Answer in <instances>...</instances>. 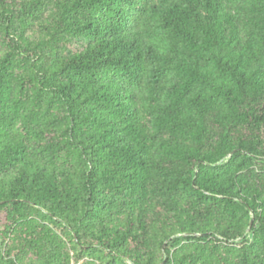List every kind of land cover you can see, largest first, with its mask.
<instances>
[{
    "label": "trees",
    "instance_id": "1",
    "mask_svg": "<svg viewBox=\"0 0 264 264\" xmlns=\"http://www.w3.org/2000/svg\"><path fill=\"white\" fill-rule=\"evenodd\" d=\"M241 9L0 0V264H264V0Z\"/></svg>",
    "mask_w": 264,
    "mask_h": 264
},
{
    "label": "rangeland",
    "instance_id": "2",
    "mask_svg": "<svg viewBox=\"0 0 264 264\" xmlns=\"http://www.w3.org/2000/svg\"><path fill=\"white\" fill-rule=\"evenodd\" d=\"M241 1L242 0H225V8H226V11L227 12H231V13H233V14H237V13H239L242 9H241ZM50 8L51 7H48L47 8V13H42L43 14V16L41 17V19H44L45 17H47V15H48V13H49V11H50ZM129 12H130V14H131V19L132 20H136L137 21V16H136V14H135V8L134 7H130L129 8ZM41 14V15H42ZM16 24V26H15V28L14 29H17L18 28V22L17 23H15ZM34 28H35V26H33V28L31 29V30H29V29H26V30H24V35L25 36H27V37H32V38H36L37 36L35 35V34H33L31 31L32 30H34ZM22 33V32H21ZM82 44V40L81 39H79V38H77V39H72V40H69V42H67L66 44H65V54H68V53H75L76 51H78L79 50V47H80V45ZM0 51L3 53L4 52V47H2V39H1V31H0ZM107 75H110V76H113L114 77V79H118L119 78V73L118 72H113V71H109L108 72V74ZM30 121H33V118H31V120ZM261 168H262V165H257L256 166V169L258 170V171H261ZM241 221H242V225H245L246 226V224H249L248 226H247V228H246V230H245V234H244V238H246V237H250L249 238V243H251L252 242V239H251V229H249V227H250V222L251 221H253V225H254V222H255V215H254V213H251L250 214V218H246V217H244L243 219H241ZM252 225V226H253ZM185 235H183V234H177V235H175V236H173L170 240H167L166 242H165V244H164V246H163V250H164V256H165V259H166V256H167V254L165 253V249L168 247V248H170V246H171V241L172 240H174V239H176V238H181V237H184ZM157 237H159V236H157ZM244 238H242V239H237V240H235V241H232L230 244V246H229V248H241L242 247V245H245V243L244 244H242V242H243V239ZM196 249V247H194L193 246V242H188V241H183L182 243H181V245L180 246H175V247H172L171 248V252H175V251H179V252H182V253H190V252H192V251H194ZM207 249V248H206ZM201 250H204V248L203 247H201L200 248V251ZM208 250V249H207ZM206 250V251H207ZM207 253H208V251H207ZM228 252L226 251V252H224L223 250H222V252H221V256H216V263H219V264H222V260H230V258H231V255H233L234 253H232V251H230L228 254H227ZM209 254V253H208ZM223 258V259H222ZM88 260V258L87 257H85V258H83V260L79 263V264H82V263H84L85 261H87Z\"/></svg>",
    "mask_w": 264,
    "mask_h": 264
},
{
    "label": "water",
    "instance_id": "3",
    "mask_svg": "<svg viewBox=\"0 0 264 264\" xmlns=\"http://www.w3.org/2000/svg\"><path fill=\"white\" fill-rule=\"evenodd\" d=\"M233 154H234V152H233V153H231V154L229 155V157H228V158H231V157L233 156ZM252 225H253V221H251V222H250V227H249V229H251Z\"/></svg>",
    "mask_w": 264,
    "mask_h": 264
}]
</instances>
